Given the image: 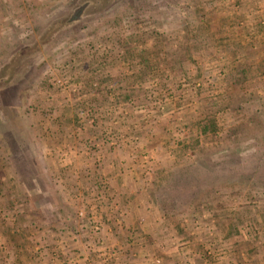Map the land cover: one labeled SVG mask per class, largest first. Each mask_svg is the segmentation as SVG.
<instances>
[{
  "label": "rangeland",
  "instance_id": "rangeland-1",
  "mask_svg": "<svg viewBox=\"0 0 264 264\" xmlns=\"http://www.w3.org/2000/svg\"><path fill=\"white\" fill-rule=\"evenodd\" d=\"M82 1L0 0L3 264H264V0Z\"/></svg>",
  "mask_w": 264,
  "mask_h": 264
},
{
  "label": "trees",
  "instance_id": "trees-1",
  "mask_svg": "<svg viewBox=\"0 0 264 264\" xmlns=\"http://www.w3.org/2000/svg\"><path fill=\"white\" fill-rule=\"evenodd\" d=\"M111 0H83L81 5L78 7V14L82 13L83 11L87 10L90 6H95L99 4L101 6H107ZM74 18H71L73 20ZM78 19V18H76ZM3 81V80H2ZM1 82V80H0Z\"/></svg>",
  "mask_w": 264,
  "mask_h": 264
},
{
  "label": "crops",
  "instance_id": "crops-1",
  "mask_svg": "<svg viewBox=\"0 0 264 264\" xmlns=\"http://www.w3.org/2000/svg\"><path fill=\"white\" fill-rule=\"evenodd\" d=\"M3 233H4V231H3ZM13 236H8V238H12ZM8 241V240H7ZM5 243H7L6 241H4ZM9 242V241H8ZM19 242V241H18ZM18 242L16 241V244L15 245H17L18 244ZM10 243V242H9ZM8 243V244H9ZM1 249H0V264H3V260H2V258H1ZM24 258L21 256V255H16V257L13 259L14 260V264L16 263V264H21L20 263V261H22Z\"/></svg>",
  "mask_w": 264,
  "mask_h": 264
}]
</instances>
